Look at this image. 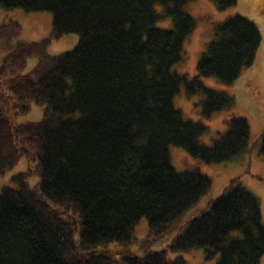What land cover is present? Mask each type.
Segmentation results:
<instances>
[{"label": "trees", "instance_id": "obj_1", "mask_svg": "<svg viewBox=\"0 0 264 264\" xmlns=\"http://www.w3.org/2000/svg\"><path fill=\"white\" fill-rule=\"evenodd\" d=\"M188 1L0 0L3 8L52 14L51 35L36 41L20 37L19 21L0 24V74L10 75L17 111L45 104L40 120L20 124L0 105V174L23 156L37 162L0 192V264H190L167 252L192 249H203L206 260L217 256V264H261V203L238 177L166 249L131 250L142 217L158 237L211 187L199 170L173 166L170 145L209 164L249 149L245 117L227 119V130L206 145L199 137L207 126L186 119L174 98L181 85L188 96L200 93L205 117L231 106V95L201 78L236 80L254 62L259 28L246 16H230L201 52L198 74L180 75L174 66L196 25L183 8ZM211 1L223 9L238 0ZM168 17L172 28L158 26ZM65 33L79 35L75 47L49 53ZM32 56L34 67L19 73ZM259 151L264 156V129ZM31 174L40 177V193L29 184ZM110 242L125 247L115 251Z\"/></svg>", "mask_w": 264, "mask_h": 264}, {"label": "rangeland", "instance_id": "obj_2", "mask_svg": "<svg viewBox=\"0 0 264 264\" xmlns=\"http://www.w3.org/2000/svg\"><path fill=\"white\" fill-rule=\"evenodd\" d=\"M261 0H238L236 4L220 9L211 0H191L184 4V10L196 20V25L186 38L183 48L182 59L174 66L175 71L188 78L198 74L197 64L202 51L213 39L216 25L230 16L243 15L253 20L259 28L261 42L252 65L244 67L236 80L224 83L214 76L202 77L204 86L224 91L231 95L234 102L231 106L205 117L200 111V101L203 99L200 93L188 96L184 85L180 86L179 92L174 98V106L179 109L186 119L201 121L207 126V131L199 137V141L211 145L220 133L227 130L226 120L233 116L245 117L250 125L249 149L239 157L222 163H206L190 155L184 148L170 145L169 154L173 166L178 171L197 169L208 175L212 184L210 189L200 197L198 202L189 208L167 232L160 236L150 233L148 220L142 217L135 226L134 235L136 243L131 250L141 255L145 248L152 250L166 249L169 243L181 234L188 221L200 216L207 211L212 201L223 191L224 187L233 178L238 177L242 185L253 192L260 200L264 223V156L259 151L261 134L264 129V8L258 7ZM158 10L162 5L156 6ZM261 9V12H260ZM10 20L19 21L22 25L20 37L27 41H36L48 37L52 33V14L49 11H25L20 8L0 7V24ZM158 26L172 28L171 18L158 21ZM79 41L77 33H65L59 38L52 40L49 45V53L57 54L72 49ZM37 62L35 56L29 57L26 66L18 72L29 71ZM2 55L0 53V65ZM9 74H0V105L6 116L15 124L27 121H38L42 118L45 104L31 103V109L27 112H19L15 107V98L10 95L6 83ZM36 161H30L21 157L13 166L0 174V192L4 186H15L12 176L20 172H27L36 166ZM30 186L40 193V177L29 175ZM76 239L79 238L78 232ZM106 247L115 251L125 247L119 242H110ZM183 255L190 264H217V256L213 259L204 258L203 249H192L184 252H167L169 258ZM261 264H264V255Z\"/></svg>", "mask_w": 264, "mask_h": 264}, {"label": "bare ground", "instance_id": "obj_3", "mask_svg": "<svg viewBox=\"0 0 264 264\" xmlns=\"http://www.w3.org/2000/svg\"><path fill=\"white\" fill-rule=\"evenodd\" d=\"M263 7L264 8V0H261L260 4L258 5V7ZM260 12H261V9H260Z\"/></svg>", "mask_w": 264, "mask_h": 264}, {"label": "crops", "instance_id": "obj_4", "mask_svg": "<svg viewBox=\"0 0 264 264\" xmlns=\"http://www.w3.org/2000/svg\"><path fill=\"white\" fill-rule=\"evenodd\" d=\"M48 50H49V47H48ZM50 52V51H49Z\"/></svg>", "mask_w": 264, "mask_h": 264}]
</instances>
